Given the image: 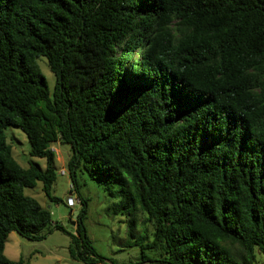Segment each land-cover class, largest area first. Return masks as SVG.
I'll return each mask as SVG.
<instances>
[{"label":"trees","instance_id":"trees-1","mask_svg":"<svg viewBox=\"0 0 264 264\" xmlns=\"http://www.w3.org/2000/svg\"><path fill=\"white\" fill-rule=\"evenodd\" d=\"M7 125L43 169L14 161ZM54 142L76 191L77 169L116 185L121 246L140 262L251 264L264 255V0H0V264H27L3 254L8 232L64 230L22 193L40 181L58 200ZM77 195L68 255L98 264ZM138 213L149 238L134 237Z\"/></svg>","mask_w":264,"mask_h":264},{"label":"rangeland","instance_id":"rangeland-1","mask_svg":"<svg viewBox=\"0 0 264 264\" xmlns=\"http://www.w3.org/2000/svg\"><path fill=\"white\" fill-rule=\"evenodd\" d=\"M133 57H136L135 52ZM36 62L51 91L54 75L48 70L44 57L38 56ZM4 133L6 142L11 147V156L19 166L27 167L33 164L43 169L44 158L29 155L27 139L17 126L7 125ZM50 149L55 154V178L49 193L58 200H50L43 194L40 181H36L31 187H23L22 193L32 197L41 207L49 210L51 222L57 223L64 230L53 229L39 240L26 239L10 231L7 233L3 246L5 257L14 261L22 258L27 261V264H81L72 260L67 251L68 233H74L75 215L80 207L77 195L79 194L86 198V214L83 219L86 235L91 245L103 258L98 264H164L155 260L140 262L137 246H121L126 238L128 216L113 213L112 206L116 198L109 196V189L116 190V185L90 179L83 169H77L75 171L76 191L66 169L69 146L54 142L51 143ZM61 169L62 174L59 172ZM151 231V225L145 221L142 214L138 213L135 216L134 237L146 235L149 238ZM146 254L151 258L160 259L151 252L146 251ZM251 264H264V255L255 251Z\"/></svg>","mask_w":264,"mask_h":264},{"label":"built area","instance_id":"built-area-1","mask_svg":"<svg viewBox=\"0 0 264 264\" xmlns=\"http://www.w3.org/2000/svg\"><path fill=\"white\" fill-rule=\"evenodd\" d=\"M59 172L62 174L63 173V170L61 169V170H59Z\"/></svg>","mask_w":264,"mask_h":264},{"label":"water","instance_id":"water-1","mask_svg":"<svg viewBox=\"0 0 264 264\" xmlns=\"http://www.w3.org/2000/svg\"><path fill=\"white\" fill-rule=\"evenodd\" d=\"M73 223V222H72Z\"/></svg>","mask_w":264,"mask_h":264}]
</instances>
